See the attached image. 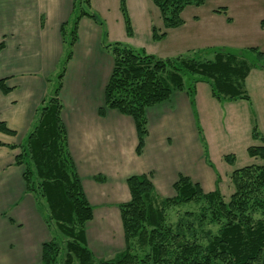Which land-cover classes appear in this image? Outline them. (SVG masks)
I'll use <instances>...</instances> for the list:
<instances>
[{
	"label": "trees",
	"instance_id": "1",
	"mask_svg": "<svg viewBox=\"0 0 264 264\" xmlns=\"http://www.w3.org/2000/svg\"><path fill=\"white\" fill-rule=\"evenodd\" d=\"M160 12L164 28L169 31L184 25L183 12L191 6L202 7L206 0H152ZM91 0L74 1V18L69 29L61 28L66 47L65 59L51 98L38 111L33 131L19 146L15 164L23 170L27 193L36 203L46 207L45 224L67 240L63 248L56 239L42 247L44 264H264V165H253L232 173L234 193L229 201L219 190L205 192L191 178L180 176L174 184V196L162 197L151 175L133 176L128 180L130 201L120 206L125 237V249L113 260L98 259L87 246L86 226L94 217L75 162L69 151L67 130L62 119L61 91L73 50L78 40L79 23L88 17L99 22ZM126 34L133 37L126 0L120 2ZM166 33L155 40H162ZM5 43H0V53ZM114 61V68L105 90V108L135 121L138 132V155H142L148 137L149 108L165 103L175 92H185L195 107L197 86L206 83L219 102L250 101L246 80L257 67L264 68V53L258 49L257 63L243 55L219 51L212 61L178 57L161 60L123 43L104 44ZM198 77L199 82L188 87L186 76ZM4 94L10 89L0 81ZM0 132L9 136L17 133L0 123ZM201 142L204 140L201 132ZM0 146H3L0 144ZM251 158L264 161V146L250 147ZM204 156H209L204 146ZM229 164L233 156L225 157ZM100 180V178H97ZM219 183V180H218ZM203 206L200 212H186L176 224H169L168 213L183 205ZM208 227H217L214 233ZM136 247V250H135ZM63 249V250H62Z\"/></svg>",
	"mask_w": 264,
	"mask_h": 264
},
{
	"label": "crops",
	"instance_id": "2",
	"mask_svg": "<svg viewBox=\"0 0 264 264\" xmlns=\"http://www.w3.org/2000/svg\"><path fill=\"white\" fill-rule=\"evenodd\" d=\"M74 1L0 0V43H5L0 53V81L6 80L10 89L7 94L0 89V123L17 133L0 132V264H44L42 247L51 241L49 227L26 191L23 170L15 164L20 150L10 146L25 143L50 96L48 81L61 72L66 55L61 28L71 27ZM91 1V12L100 23L81 19L61 101L69 151L94 209L93 220L86 226V243L99 259L125 249L124 231L120 241L115 235L123 230L120 206L130 201L129 178L151 175L157 192L165 198L174 196L180 176L191 178L207 193L215 191L218 179L205 159L195 107L185 92H175L165 103L147 110L148 137L140 156L135 121L114 110L100 115L114 61L104 49L111 35L95 13L103 14L106 21L107 4L98 7L100 13ZM145 1L142 15L154 35L159 28L149 18ZM218 6L210 10L204 36L211 35L218 23V8L230 12V5ZM135 40L133 32L131 38L125 34L123 42L130 46ZM197 102L198 92L195 106Z\"/></svg>",
	"mask_w": 264,
	"mask_h": 264
},
{
	"label": "rangeland",
	"instance_id": "3",
	"mask_svg": "<svg viewBox=\"0 0 264 264\" xmlns=\"http://www.w3.org/2000/svg\"><path fill=\"white\" fill-rule=\"evenodd\" d=\"M93 1L97 8L107 4L106 21L101 17L103 14L95 12L105 23L106 33L111 35V38L108 37L106 40V45L126 44L123 42L126 28L120 12L121 0ZM144 1L126 0L136 38L130 46L138 51L161 60L185 57L198 61H212L217 52L224 51L243 55L254 63H257V57L251 50L258 49L264 53V0H207L203 7H188L182 14L184 25L174 31H167L164 28L159 10L152 0H146L148 16L154 21L155 27L159 28L158 35L167 34L162 40H155L152 32L147 30L146 15H142V6L145 9ZM218 4L230 5V12L227 14V10L218 8L217 16L221 17L213 27L212 34L204 36L203 30L208 27L206 21L210 19V10ZM99 11L102 13V10ZM195 17H199L203 22L196 23L198 20ZM185 82L188 87L194 86L199 82V78L188 75ZM57 84L58 82L54 80L49 87L48 98L53 95ZM245 87L250 101L219 102L213 98L208 84L200 83L197 86L198 102L194 110L197 127L208 152L213 168L211 171H214L219 180V190L227 201L234 193L231 184L233 172L253 165H264V161L251 158L248 154L250 147L264 146V68L257 67L253 70L246 80ZM227 156H233L235 162L227 163L225 160ZM36 205L42 218H48L46 207L39 203ZM202 206L203 204L192 203L171 210L168 213L169 224H176L179 217L186 212H200ZM208 229H212L214 233L218 230L217 227ZM122 233L123 230L120 233L116 232V241L122 240L120 238ZM49 234L50 240L56 239L64 249L67 240L57 231L54 224L49 228ZM117 255L99 259L113 260Z\"/></svg>",
	"mask_w": 264,
	"mask_h": 264
}]
</instances>
